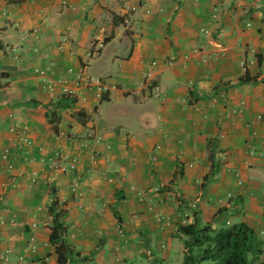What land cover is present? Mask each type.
I'll return each instance as SVG.
<instances>
[{"label":"crops","instance_id":"crops-1","mask_svg":"<svg viewBox=\"0 0 264 264\" xmlns=\"http://www.w3.org/2000/svg\"><path fill=\"white\" fill-rule=\"evenodd\" d=\"M53 202L64 264L264 247V0H0V264H58Z\"/></svg>","mask_w":264,"mask_h":264},{"label":"trees","instance_id":"trees-1","mask_svg":"<svg viewBox=\"0 0 264 264\" xmlns=\"http://www.w3.org/2000/svg\"><path fill=\"white\" fill-rule=\"evenodd\" d=\"M56 205L53 202L48 209V213L53 214L48 241L54 245L58 264H64L69 246L64 238L66 228L61 222L64 211L54 209ZM178 231L185 235L180 264H264V256L258 259L262 253L261 240L243 223L217 230L208 226L199 228L197 224L190 223L180 225Z\"/></svg>","mask_w":264,"mask_h":264},{"label":"built area","instance_id":"built-area-1","mask_svg":"<svg viewBox=\"0 0 264 264\" xmlns=\"http://www.w3.org/2000/svg\"><path fill=\"white\" fill-rule=\"evenodd\" d=\"M244 66V65H243ZM244 68V67H243ZM55 82H61L62 83V80L58 79L56 80ZM80 84L82 85V87H95L97 89V91L100 92V90L102 89L101 88V85L99 83V80L96 79V78H92V77H86L84 79H82L80 81ZM50 86V85H49ZM61 91L63 92H69L67 91L65 88L62 89ZM9 132H14L17 136V139L18 141H21V142H26L23 138V132L22 131H18V130H14L13 128H9L8 129Z\"/></svg>","mask_w":264,"mask_h":264},{"label":"rangeland","instance_id":"rangeland-1","mask_svg":"<svg viewBox=\"0 0 264 264\" xmlns=\"http://www.w3.org/2000/svg\"><path fill=\"white\" fill-rule=\"evenodd\" d=\"M261 250H262V253L258 256V259H261L264 256V247L262 245H261Z\"/></svg>","mask_w":264,"mask_h":264}]
</instances>
